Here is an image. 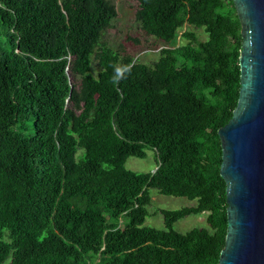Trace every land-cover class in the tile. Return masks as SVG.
Listing matches in <instances>:
<instances>
[{"label":"trees","instance_id":"trees-1","mask_svg":"<svg viewBox=\"0 0 264 264\" xmlns=\"http://www.w3.org/2000/svg\"><path fill=\"white\" fill-rule=\"evenodd\" d=\"M134 2L144 35L169 44L184 29L150 64L99 45L114 0H0V264L219 263L227 205L217 131L239 95L235 9ZM146 150L153 173L125 169ZM148 189L197 205L161 210L166 230L141 227ZM203 212L209 229H172Z\"/></svg>","mask_w":264,"mask_h":264},{"label":"water","instance_id":"water-1","mask_svg":"<svg viewBox=\"0 0 264 264\" xmlns=\"http://www.w3.org/2000/svg\"><path fill=\"white\" fill-rule=\"evenodd\" d=\"M240 25L239 95L218 131L227 232L218 264H264V0H232Z\"/></svg>","mask_w":264,"mask_h":264},{"label":"rangeland","instance_id":"rangeland-1","mask_svg":"<svg viewBox=\"0 0 264 264\" xmlns=\"http://www.w3.org/2000/svg\"><path fill=\"white\" fill-rule=\"evenodd\" d=\"M117 10V16L112 21L111 26L103 32L100 40V46H108L120 53H124L144 64H150L159 57L158 51L162 48H172L180 43L181 30L175 39L169 44L162 43L148 37L142 33L138 23L134 19L136 3L134 0H114ZM196 34L200 41L207 39L203 29L187 28ZM91 73L96 75L98 67L93 61L90 66ZM125 169L135 173H153L157 168V157L153 150H146V155L142 159L129 157L124 164ZM150 203L146 206L147 216L141 227H148L157 230H166L164 218L161 210L173 211L186 207H195L196 200H189L184 197L165 196L158 193L155 189H148ZM207 213L203 212L196 215L187 216L176 221L172 229L178 233H186L192 229H209L206 222ZM127 219L121 217L116 227L122 229L125 227Z\"/></svg>","mask_w":264,"mask_h":264}]
</instances>
